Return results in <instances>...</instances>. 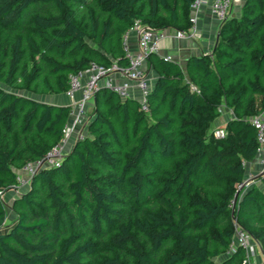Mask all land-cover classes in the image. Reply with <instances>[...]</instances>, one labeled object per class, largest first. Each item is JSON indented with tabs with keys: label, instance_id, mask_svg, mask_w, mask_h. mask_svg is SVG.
<instances>
[{
	"label": "trees",
	"instance_id": "obj_1",
	"mask_svg": "<svg viewBox=\"0 0 264 264\" xmlns=\"http://www.w3.org/2000/svg\"><path fill=\"white\" fill-rule=\"evenodd\" d=\"M194 2L0 0V192L64 139L72 108L43 98L92 64L127 67L136 23L187 32ZM146 64L157 74L148 112L100 88L87 133L34 176L7 231L0 198V264H241L242 249L225 258L235 223L264 256V173L241 188L264 109V0H245L185 70L158 54ZM223 105L234 118L216 139Z\"/></svg>",
	"mask_w": 264,
	"mask_h": 264
},
{
	"label": "built area",
	"instance_id": "obj_2",
	"mask_svg": "<svg viewBox=\"0 0 264 264\" xmlns=\"http://www.w3.org/2000/svg\"><path fill=\"white\" fill-rule=\"evenodd\" d=\"M233 5L234 0H212V2L210 0H195L192 5V12L196 13L202 7L208 6L211 14L221 26L231 17ZM190 21L191 28L187 32L176 31L175 38H195L197 34L196 16L193 15ZM132 31L138 34V51L136 53L131 52L127 44L129 34L127 33L124 38L126 57L129 60L127 67H121L117 63H114L109 68L92 64L88 71L70 76V88L65 95L72 102V111L70 121L64 130V139L43 160L28 163L17 172V184L11 186L7 191L0 192V198L4 205L6 204L5 197L8 192L18 193L21 187L27 184L31 185L32 179L40 171L61 166L68 154L67 148L71 136L77 133L79 139L84 137V132L91 121V117H88V110L90 104L92 102L95 103V94L100 88L110 89L122 99L135 98L132 91L136 88L140 92L139 102L141 109L145 112L149 111L148 96L151 92L152 84L145 65L150 55H160L159 42L166 38V36L162 33L163 31L151 29L140 23H136ZM166 59L171 60L170 57ZM117 74L124 76L127 81L121 84L116 83L114 76ZM251 122L257 131L258 149L256 159L262 165L264 172V109ZM226 135L227 132L223 129H217L214 132L216 139L224 138ZM245 183L241 188L246 186ZM257 242L248 232L235 223V236L230 253L237 249H242L245 251V258L241 264H259L257 262V250L261 251V247L258 248Z\"/></svg>",
	"mask_w": 264,
	"mask_h": 264
},
{
	"label": "crops",
	"instance_id": "obj_3",
	"mask_svg": "<svg viewBox=\"0 0 264 264\" xmlns=\"http://www.w3.org/2000/svg\"><path fill=\"white\" fill-rule=\"evenodd\" d=\"M212 2V0H210ZM245 0H234V5L231 12L232 18H239L242 13V8L244 6ZM195 15L197 18V34L195 38H175L176 31L174 30H164L162 33L165 34L166 38L159 42L160 55L164 58H171V60L177 62L184 70L188 64V61L192 57H200L203 55L212 54L219 38L220 25L214 16L211 14L210 8L204 6L196 13L192 12V16ZM138 34L135 31H131L128 34V47L132 53L138 51ZM145 68L149 74L151 84L155 83L157 74L155 71L145 65ZM116 83L121 84L127 81V79L121 74L114 76ZM133 96L139 101L140 92L138 89L134 88L132 91ZM51 98L52 101L41 100L49 104L60 105V106H70L71 100L64 95L47 97ZM234 118V113L232 110L223 105L221 109L220 116L216 119L212 125V131L217 129H222L226 124ZM72 144L68 147V153L72 150L75 143L79 139V135L74 133L72 136ZM71 141V140H70ZM263 172V167L260 162L255 159L252 163L247 165V175L249 178H258ZM260 254L257 257L258 263H264V256L262 250L259 251ZM261 256V257H260ZM262 258V259H260Z\"/></svg>",
	"mask_w": 264,
	"mask_h": 264
},
{
	"label": "rangeland",
	"instance_id": "obj_4",
	"mask_svg": "<svg viewBox=\"0 0 264 264\" xmlns=\"http://www.w3.org/2000/svg\"><path fill=\"white\" fill-rule=\"evenodd\" d=\"M42 99V98H41ZM42 100H46V101H52L51 98H43ZM93 108H94V103L92 102L90 104V108L88 110V117H92L93 115ZM87 133V130H85L84 135ZM70 143L68 144V147L72 144V137L70 138ZM78 141V140H77ZM68 149V148H67ZM257 179V178H256ZM256 179L254 178H249V176L247 175L246 177V187H251L254 184H256ZM259 187H262L259 183L257 184ZM243 188V187H242ZM30 184H27L23 187H21V189L19 190L18 193H12V192H8L7 196L5 197L6 199V204H5V208L7 211V217H6V222L5 225L2 227V231H7L9 230L13 224L15 223V221L17 220V215L14 211V202L15 200H17L19 197L27 194L30 191ZM258 244V248L261 247L259 241L257 242ZM258 256L260 254V252L257 250ZM229 256H231V253H228V256H226L225 258H229ZM261 257V256H260ZM262 259V258H260ZM220 259H216L215 262L218 264L220 263ZM258 262V260H257ZM259 264H263L259 261Z\"/></svg>",
	"mask_w": 264,
	"mask_h": 264
},
{
	"label": "water",
	"instance_id": "obj_5",
	"mask_svg": "<svg viewBox=\"0 0 264 264\" xmlns=\"http://www.w3.org/2000/svg\"><path fill=\"white\" fill-rule=\"evenodd\" d=\"M218 38H219V36H218ZM263 173H264V172H263ZM263 173H262V174H263ZM262 174H261V175H262ZM238 194H239V192L236 194V197H235V200H234V206H235V205H236V203H237Z\"/></svg>",
	"mask_w": 264,
	"mask_h": 264
}]
</instances>
